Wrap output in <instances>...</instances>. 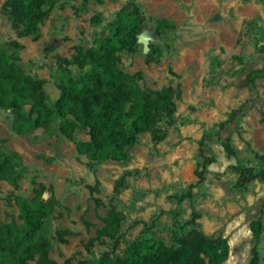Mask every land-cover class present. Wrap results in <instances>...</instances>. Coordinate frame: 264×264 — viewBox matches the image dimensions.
<instances>
[{"label":"rangeland","instance_id":"374dc122","mask_svg":"<svg viewBox=\"0 0 264 264\" xmlns=\"http://www.w3.org/2000/svg\"><path fill=\"white\" fill-rule=\"evenodd\" d=\"M3 1L0 47L20 45L13 54L25 74L45 81L48 106L69 73L77 76L73 66L61 69L57 58L105 45L120 10L133 1L145 22L137 51L117 54L119 68L139 73L141 89L169 90L174 113L157 125L156 136L138 135L125 161L91 170L60 134V120L17 135L11 115L0 109V149L21 162L17 187L0 182V222L19 224L18 202L31 199L41 183L52 186L59 207L35 242L48 240L49 258L58 264L121 257L145 240L176 248L196 235L226 241L222 264H249L254 221L261 224L256 247L264 264V73L258 72L264 66V0H55L36 37L17 36ZM162 19L174 28L159 27ZM151 47L157 52L146 64ZM75 138L88 140L83 132ZM205 158L212 163L204 166ZM95 179L100 206L88 190ZM112 210L119 219L117 244L97 238ZM58 227L71 232L66 243L57 241Z\"/></svg>","mask_w":264,"mask_h":264},{"label":"trees","instance_id":"16d2710c","mask_svg":"<svg viewBox=\"0 0 264 264\" xmlns=\"http://www.w3.org/2000/svg\"><path fill=\"white\" fill-rule=\"evenodd\" d=\"M54 4L55 0H4L2 9L17 30L18 37H36L46 10ZM128 5V11L126 7L120 10L105 45L97 49L76 48L70 59L57 58L61 69L73 66L77 76L69 73L66 82L58 85L59 97L52 106L46 104L45 81L25 74L18 57L13 54L20 45L11 42L6 48L0 47V109L11 115V130L15 134L46 129L53 121L60 120V134L74 143L78 155L88 159L91 170L104 161H125L127 151L134 146L138 135L150 132L156 136L157 125L172 117L174 103L169 90L141 89L139 73L128 75L119 68L117 54L137 51V39L145 22L136 4L130 1ZM156 23L164 29L174 28L163 19ZM155 50L151 47L146 64L151 63L150 55L157 52ZM260 51L264 54V45ZM258 72L263 74L264 66ZM248 79L252 82V78ZM79 132H83L88 140H76ZM225 149L230 151L227 145ZM211 163L204 159V166ZM20 168L17 154L4 153L0 149V182L6 181L17 187V169ZM98 188L96 179L88 187L96 206H100L99 199L94 197ZM18 207L19 224L0 222V264H58L49 258L51 247L48 240L35 242L46 219L59 207L52 186L37 183L33 197L19 201ZM104 223L97 238L107 237L117 244V214L112 210ZM260 230V221L251 223L255 244L249 264L260 262L256 247ZM70 234V231L58 227L55 235L59 243H66ZM227 257L225 240L212 241L196 235L190 242L181 243L176 248L165 247L154 240L136 242L129 245L121 257L103 256L89 264H222Z\"/></svg>","mask_w":264,"mask_h":264}]
</instances>
